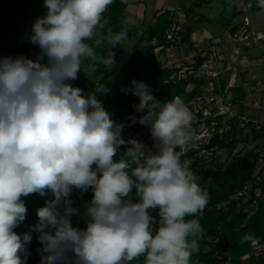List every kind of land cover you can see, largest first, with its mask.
I'll return each mask as SVG.
<instances>
[{
  "label": "clouds",
  "instance_id": "1",
  "mask_svg": "<svg viewBox=\"0 0 264 264\" xmlns=\"http://www.w3.org/2000/svg\"><path fill=\"white\" fill-rule=\"evenodd\" d=\"M113 2L44 0L47 12L30 37L41 55L0 58V264H27L32 236L14 231L26 219L22 197L46 192L53 198L37 209L33 229L40 264H131L141 257L142 264H190L199 252L205 229L186 217L203 213L209 193L177 151L195 139L192 113L179 97L161 103L145 82L132 81L136 111L148 110L135 122L151 125L153 153L122 137L124 124L114 123L95 93L85 96L69 83L86 61L116 65L112 49L128 37L126 27L104 31L102 16ZM258 4L264 8V0ZM103 46H110L107 57L97 51ZM100 79L96 92L107 93ZM89 189L86 227H74L80 210L72 193ZM156 209L158 220L150 213Z\"/></svg>",
  "mask_w": 264,
  "mask_h": 264
},
{
  "label": "trees",
  "instance_id": "2",
  "mask_svg": "<svg viewBox=\"0 0 264 264\" xmlns=\"http://www.w3.org/2000/svg\"><path fill=\"white\" fill-rule=\"evenodd\" d=\"M126 7V2L114 0L103 14L101 22L105 25V32L108 28L118 32L126 27L127 40H130L134 34L129 28V24H124L127 19ZM46 10L44 2L39 3V0H0V14H3L0 20V58L24 55L30 59H36L41 55L39 47L31 43L30 37L33 34L34 21L41 17ZM174 19L175 16L170 11L155 15L147 29L132 45L130 54L126 53L123 46L112 49V51L116 49V65L112 69L102 64L86 61L83 71L78 72V78L69 81V83L73 87L83 89L85 96L95 93L116 124H121L120 121L126 115L143 116L148 111L145 109L142 112H137L134 107L139 104V97L128 91L132 88L133 80L145 82L149 86L151 94L161 103L179 97L183 104L189 107L191 113L193 107L191 103L195 99L202 100L204 98L202 89L210 82L214 84L215 96H225L224 90L228 88V92L234 94L232 100L237 101V99L243 98V87L228 86L234 72L225 77L221 74L217 77L196 76V72L202 68L208 58V52L205 53L202 47L194 57L192 64L184 61L180 63L181 67L178 65L161 67L159 65L158 49L165 54L170 48L185 46L184 42L189 38L184 29L180 27V23ZM173 27L181 28L178 33L182 37L171 41L167 36L172 32ZM109 49L110 46H103L97 51L107 57ZM183 67H185L184 77L181 75ZM98 77L101 78L99 82L108 88L107 93L96 92L93 81ZM238 96L239 98H236ZM202 112L198 111L199 118H204V122L210 128L211 126L215 127V131L211 137L205 136L197 148L188 149L181 155V159L187 160L186 164L193 173L200 177L198 180L200 186L209 193V203L203 213L196 217H186V219H199L205 229L204 237L199 241V252L193 254L190 264L194 262L196 264H240L242 256L251 251V243L254 240L264 243V180L258 181V176L262 177L263 171L261 170L256 175L257 160L260 159V154L257 149H252L242 155H235L229 164L216 163L217 158L213 156L211 166H207L209 164L206 165L204 162L203 155L200 154L201 151H212L214 154L215 148L230 146L232 155V149L238 144V140L235 138L238 129L237 125L229 123V128L225 130L224 115H216L215 109L206 117ZM250 123L252 138L256 140L263 136L260 131H255L254 124ZM191 125L194 126L193 121ZM138 133L143 138V144L154 153L156 151L155 142L152 139L151 130L149 131L145 125L131 124L128 129L124 127L122 137L129 140L130 137ZM228 137L232 138L230 143H227ZM128 146L130 145L121 146L114 160L121 159ZM250 181L254 183L253 189L245 195H240L245 190V185ZM254 189H259L260 195H257ZM92 195L91 189L86 192L73 191L71 196L74 201L73 206L80 210V215L72 218L74 227H86L81 216L84 213V204L92 199ZM52 198L50 192H46L44 196L37 193L22 197L27 207L26 219L14 231L20 235L30 233L32 236L31 243L26 245L31 253L27 264H40L38 249L41 246L37 239L39 234L33 229L38 223L37 209L45 206V201ZM254 200H256L255 203ZM150 212L157 220L159 219L158 209L150 210ZM246 234L251 239L241 244V238ZM143 259L141 257L131 264H142ZM246 264H264V256L252 255Z\"/></svg>",
  "mask_w": 264,
  "mask_h": 264
},
{
  "label": "rangeland",
  "instance_id": "3",
  "mask_svg": "<svg viewBox=\"0 0 264 264\" xmlns=\"http://www.w3.org/2000/svg\"><path fill=\"white\" fill-rule=\"evenodd\" d=\"M122 1L126 2L127 5L133 2L132 6L128 8L127 11L125 10V13L128 16H131V18L135 21V23L129 24V28H131V30L133 31L134 37L130 40H127L123 45V49L126 51V53L130 54L132 45L135 43L138 37H140L143 34V32L147 29L150 23L149 19L154 14L153 10L155 11V9L158 8L160 5L158 4V2L156 3V0H153L150 3H147L148 9L144 11L145 14L143 15L142 6L139 4L138 0H122ZM41 2H44V0H39V3ZM177 11L179 12V18H180L179 20L177 19V21L180 23L179 24L180 27L185 29L186 26L184 25L186 24V22H185L184 14L180 12L181 11L180 9H177ZM46 12L42 16H44ZM198 12L202 15L205 13L207 15L206 17H209V18L211 16L217 17L219 15H223V18L225 16V19H227L231 10L228 7L227 10L223 12V5L219 3V0H216V1H213L207 8H204V7L201 8ZM247 14L249 15L248 16V19H249L250 16H252L253 12H248ZM2 17H3V14H0V20L2 19ZM244 17L245 15L241 14L237 17L236 20L241 19L243 21ZM201 22H202V24H200L201 28H207L213 33V35H217L219 40L222 41V37L224 36L222 34L224 30L223 24H220L219 21L218 22L217 21H211V22L206 21L205 17L203 18V20H201ZM176 25L178 26L177 23ZM172 49L173 48L168 49L165 52V54L161 53L162 50H159V49L157 50L159 65L161 67H165V66L171 67V66H177V65L181 67V64H180L181 62L179 61V57L177 56L176 51H172ZM32 56L34 57L35 54L33 53ZM194 57L187 59L186 60L187 62L185 63L192 64L194 61ZM210 59H211V55L209 57V60ZM238 61H240V63ZM238 61L233 62L234 63L233 65H235V67H233L234 72L236 71L237 73H240L245 70L244 72L246 73V77H247V80H243L242 78V80L245 81L244 83L248 84V86L247 85L243 86L246 89L244 90V99H237V101L232 100L233 94L231 92H228V94H226L223 97L217 96V95L215 96L214 87H212L214 86V84L212 82L208 83L202 89L204 93V98L202 100L195 99L194 102L191 103V105L193 104V107H192L193 120L192 121L194 122V126L191 125L190 130L195 133V139L192 140L183 149H177V151H180L183 154V152H186L188 149L197 148V146L199 145V142L205 136H207L209 132V126L204 122V118H199L197 113L198 111L201 110L202 112L203 110L202 114L204 115V117H206L208 116L209 113H211L215 109L217 113L224 115V122L226 123L225 124L226 129L229 128V123H233L232 125L234 124L237 125L238 132L235 138L238 140V144L232 149V155L230 154V150H231L230 146H227L224 148L218 147V149L215 148L214 154H212L213 153L212 151H209V152L201 151L200 154L203 155L202 158L204 162L206 163V165L209 164L207 166H211V163L213 162V158H212L213 156L217 158L216 163L222 162L223 164H229V162L231 161V158L234 157L235 155H242L243 153L249 150L257 149V151L260 154V159L257 160V168L258 170H260L261 168L264 169V133H261L263 134V136H260V138L256 140L253 139L252 138V127L250 126L251 123L246 122L245 119L252 118V119L264 120V88L261 91H257V89L255 90L252 89V87L256 86V83L251 84L253 81H257L258 79L257 72L259 70H261L259 71V73L263 77H264V72L262 70L263 68L257 69L256 66H251V64L254 62L253 57L247 58V57H243V54H241L240 59H238ZM207 64L208 63L204 64L202 68H200L196 72L197 77H205L206 75H208V77L210 76V74L207 73V71H209L208 65L212 67V68L209 67L211 69L218 70L219 72L221 71L220 72L221 76L222 75L224 77L227 76V74H224V72H226L225 66L223 68V65L220 66L219 63L216 62V60L210 61L209 64L208 65ZM184 69L185 67H183V70ZM237 76L235 77V79L238 78ZM230 78L233 79L232 77ZM232 84H233V81L229 80L228 86L232 87ZM238 84H241L240 81L235 82L233 85H238ZM261 106L263 108H261ZM187 108L189 110V107ZM139 117L141 116L126 115L122 118L120 122L124 124L125 129H128L130 128L131 124L140 125L139 123L135 122ZM146 127L149 131L151 130V125H147ZM130 135H132V132H130ZM141 137L142 136L138 133L130 137L129 140L135 139L137 141L142 142L143 138ZM231 140L232 138L228 137L227 143H230ZM181 162L187 163V160L181 159ZM263 173H264V170H263ZM262 177L264 178V174L262 175ZM245 188L246 189L240 195L247 194L248 190H252L253 187L251 186V183H248ZM256 192L259 193V191H256ZM246 201L247 199L245 200V202ZM193 264H196V262H194Z\"/></svg>",
  "mask_w": 264,
  "mask_h": 264
},
{
  "label": "crops",
  "instance_id": "4",
  "mask_svg": "<svg viewBox=\"0 0 264 264\" xmlns=\"http://www.w3.org/2000/svg\"><path fill=\"white\" fill-rule=\"evenodd\" d=\"M151 1L153 0H138L139 4L142 6L143 15L145 14L144 11L148 9L147 3H150ZM213 1L216 0H156V3L158 2L160 6L156 8L155 11L153 10L154 14L149 20L151 22L155 15L158 16L165 11L172 12L175 16L176 21L177 19H180L177 9H180V12L184 14L186 22V24L184 25L186 26L184 31L189 37L188 40L184 42V44L186 43L187 47H185V45L181 47H174L172 49V51H176L180 62H184L187 59L196 56L198 51H200L198 49V47L200 46L204 49L205 53L208 52L210 55L214 51L221 53L222 62L219 63V65H223V68L225 66L226 72H224V74L229 75L231 72H234L233 67H235V65H233V62L238 61L241 54H243V57H253V63L255 65L252 63L253 65L251 64V66H256L257 69L263 68L262 70L264 72V40L259 41V45H257L255 42H252L248 45L237 42V39L234 36L238 29L243 25V21L241 19L236 20L237 17L242 14L248 18V12H253L252 16H250L249 18V29H252V31H264V8L259 6L258 0H219V3L223 5V12H225L228 7L231 10L227 19H225V16L223 18V15H219L217 17L211 16L209 18L206 17L207 15L205 13L202 15L198 12L203 7L207 8ZM132 4L133 2L129 3L125 10L127 11L128 8L132 6ZM125 15L127 18L131 17L126 13ZM204 17L206 21H219L220 24H223L224 30L222 34L225 37H222V41L219 40L217 35H213V33L207 28L200 27V24H202L201 20H203ZM237 47H242V50L238 55L235 54ZM238 62L240 63V61ZM244 71L240 73H237L235 71L236 73L234 72L232 74L231 77L233 79H231V81H233V84L240 81L241 84H238L236 86H248V84H245V81H243L247 80L246 73ZM259 71L257 72V81L264 83V77L259 73ZM236 76L238 77L237 79H235ZM257 81H253L251 84H255L257 83ZM233 84L232 86H234ZM244 90L246 89L243 87V92ZM233 97L234 94L232 98ZM236 98H239V96ZM240 99H244V96ZM261 108L263 107L261 106Z\"/></svg>",
  "mask_w": 264,
  "mask_h": 264
},
{
  "label": "built area",
  "instance_id": "5",
  "mask_svg": "<svg viewBox=\"0 0 264 264\" xmlns=\"http://www.w3.org/2000/svg\"><path fill=\"white\" fill-rule=\"evenodd\" d=\"M180 29L176 28V27H173L172 32L169 33L168 36H167L168 39L171 40V41L180 39L182 37V35H180L178 33V30H180ZM234 36L237 39V42H239V43H244V44H248L249 45L252 42H255L257 45H259V41L264 40V31H252V29H249V19L247 17H245L244 20H243V25L238 29V31L235 33ZM198 49L201 51V47L200 46L198 47ZM241 50H242V47H237V50H236L235 54H239V52H241ZM207 55L210 57L209 53H207ZM221 56L222 55H221L220 52L214 51L211 54V59L209 60V58H208L206 60L205 64L206 63L209 64V62L213 61V60H216V62L221 63L222 62V57ZM209 67H211V66L208 65L209 71H207V73L210 74L209 77H217L220 74L221 71L219 72L218 70H214V69H211L212 67L211 68H209ZM184 70L181 71V75L183 77L185 76ZM263 88H264V83H261L260 81H257L255 87H252V89H254V90L257 89V91H261ZM227 92H228V88H226L224 90V94H228ZM216 115H223V114L217 113ZM245 121L246 122H252L254 124V130L255 131H260L261 133H264V120L248 118V119H245ZM224 129L226 130V127ZM214 131H215V127L211 126V128H210V126H209L208 135L209 136L212 135V133H214ZM220 132H222V131H220ZM261 170L263 171L264 169L261 168L260 170H257L258 172H256V175L259 172H261ZM263 179H264L263 177H259L258 176V181L259 180H263ZM249 183H251V186L254 187V183H252V182H249ZM245 187H246V185H245ZM254 190H255V192L259 191V189H254ZM256 194L260 195V191H259V193L256 192ZM255 201L256 200H254V203H255ZM252 255L257 256V257L258 256H264V243L261 244L258 241H253L252 242L251 251L248 252L247 254H245L244 256H242V261H241L240 264H246V261L248 259H250V257Z\"/></svg>",
  "mask_w": 264,
  "mask_h": 264
}]
</instances>
